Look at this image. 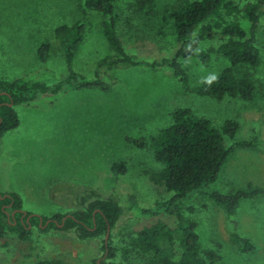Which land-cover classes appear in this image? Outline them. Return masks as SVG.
<instances>
[{"label":"rangeland","instance_id":"1","mask_svg":"<svg viewBox=\"0 0 264 264\" xmlns=\"http://www.w3.org/2000/svg\"><path fill=\"white\" fill-rule=\"evenodd\" d=\"M184 1L153 0L140 8L138 0H120L118 30L126 51L145 58L175 56L180 42L171 13ZM237 1L244 4L255 0ZM83 5L84 0H0V76L40 78L48 83L61 79L67 64L55 30L61 24L86 21V38L73 68L95 78L97 61L112 50L102 36L104 18L95 12L84 13ZM258 38L262 57L260 64L252 67L257 90L251 100L229 96L216 99L193 90L230 64L216 50L208 61L202 60L201 52L218 45L204 41L197 47L184 46L179 57L189 74L187 85L169 66L101 68L103 80L111 84L110 91L70 88L55 95L41 94L30 105L15 106L20 124L0 138V192L18 193L23 210L48 217L44 226L56 213L79 208L73 194L57 192V187L97 190L118 200L133 193L139 200L135 208L125 211L110 230L117 250L115 261L146 264L140 254L125 255L122 249L145 225L160 219L176 225V218L165 212L147 216L140 211L172 195L150 180L149 173L161 165L149 144L171 122L175 108L188 107L210 118L217 127L228 119L238 121L240 128L234 138L226 136L227 145L256 139L255 148H236L212 187L228 192L248 184L264 186V30ZM45 41L51 48L44 63L38 48ZM120 161L126 163L127 170L116 177L111 166ZM185 205V214L197 222L202 247L219 255L215 264H264V196L243 200L236 213L240 232L256 245L255 251L247 254L232 242L233 225L215 201L193 196ZM189 207H194V212ZM105 237L81 241L74 230L40 232L37 228L30 240L7 235L0 241V264H38L43 260L92 264L104 254Z\"/></svg>","mask_w":264,"mask_h":264},{"label":"trees","instance_id":"2","mask_svg":"<svg viewBox=\"0 0 264 264\" xmlns=\"http://www.w3.org/2000/svg\"><path fill=\"white\" fill-rule=\"evenodd\" d=\"M149 1L153 2L138 0V6L142 8ZM119 2L120 0H84V13L95 12L104 18L101 22L102 36L112 50V53L97 61L95 78H87L73 68L78 50L86 38V21L61 24L55 30L67 64V71L61 79L48 83L40 78L19 76L7 79L0 76V138L20 124L15 106L30 105L41 94L55 95L70 88L110 91L111 84L103 80L101 68L169 66L179 80L187 85L189 74L179 57L184 52V46L197 47L204 41H215L218 45L201 52L202 60L208 61L211 52L216 50L230 64L193 90L202 96L216 99L225 96L246 101L252 99L257 90V79L252 67L256 68L262 57L258 37L261 30H264V0L244 4L237 0H185L171 13L180 47L175 56L162 58L139 57L126 51L118 30ZM50 48V42L41 43L38 48L41 62L48 61ZM239 128L240 123L233 119H228L217 127L210 118L196 114L188 107H178L171 112V122L161 128L149 144L156 161L161 165L158 170L149 174L154 184L164 186L172 195L158 200L154 207H144L140 211L147 216L165 212L176 218V225L171 226L162 219L145 225L129 238L128 247L122 249L125 255L130 252L138 253L145 258L146 264H215L219 255L211 248L202 247L197 222L185 214V202L193 196L209 198L220 205L233 225L232 242L242 253L255 251L253 241L240 232L236 213L243 200L264 196V186L248 184L228 192L212 187L236 148L251 149L257 146L256 139L234 141L227 145L226 136L234 138ZM126 170V163L122 161L111 166L116 177L123 175ZM63 188L57 187L56 190L73 194L74 202L79 208L67 213H56L46 226V216L31 215V212L24 215L22 211H17L13 216L14 210L23 208L22 199L16 192H9L8 195L1 192L0 241L11 234L17 235L21 240H30L35 234V228L40 232L50 229L74 230L77 239L81 241L106 235L108 228H114L125 211L135 208L138 200L133 193H127L122 200H118L113 196L105 197L97 190ZM188 210L194 212L195 209L189 207ZM29 215L31 217L28 220ZM112 243L110 231L109 238L104 239V254L99 264H117V250ZM97 263L96 259L92 264ZM38 264L65 262L43 260Z\"/></svg>","mask_w":264,"mask_h":264},{"label":"water","instance_id":"3","mask_svg":"<svg viewBox=\"0 0 264 264\" xmlns=\"http://www.w3.org/2000/svg\"><path fill=\"white\" fill-rule=\"evenodd\" d=\"M0 193H1V192H0ZM17 211H22L24 215L26 214V211H25V210H23V209H16V210H14V211L12 212V215L14 216V214H15ZM30 217H31V215H29L27 219L29 220ZM109 232H110V228H108V231H107V234H106V239H107L108 236H109ZM99 261H100V259L98 260V262H99Z\"/></svg>","mask_w":264,"mask_h":264},{"label":"flooded vegetation","instance_id":"4","mask_svg":"<svg viewBox=\"0 0 264 264\" xmlns=\"http://www.w3.org/2000/svg\"><path fill=\"white\" fill-rule=\"evenodd\" d=\"M98 259H100V258H98ZM98 259H97V260H98ZM97 262H98V261H97Z\"/></svg>","mask_w":264,"mask_h":264}]
</instances>
